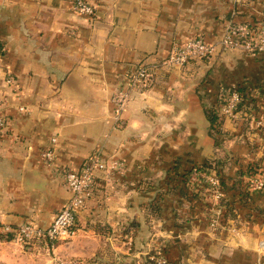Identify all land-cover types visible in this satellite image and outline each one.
Masks as SVG:
<instances>
[{
  "label": "crops",
  "instance_id": "obj_1",
  "mask_svg": "<svg viewBox=\"0 0 264 264\" xmlns=\"http://www.w3.org/2000/svg\"><path fill=\"white\" fill-rule=\"evenodd\" d=\"M84 1L93 15L72 0H0V264H142L151 247L167 264L264 263V190L244 197L240 188L244 143L264 135L220 144L206 116L220 88L264 78V52L217 47L181 70L160 68L132 94L122 127L111 120V95L137 66L196 37L218 46L229 21L264 18V0ZM54 137L56 160L46 165ZM95 153L123 161V172L97 173L68 239L32 248L4 231L26 220L47 227L69 197L61 171ZM211 160L222 161L228 190L218 230L183 177Z\"/></svg>",
  "mask_w": 264,
  "mask_h": 264
},
{
  "label": "built area",
  "instance_id": "obj_2",
  "mask_svg": "<svg viewBox=\"0 0 264 264\" xmlns=\"http://www.w3.org/2000/svg\"><path fill=\"white\" fill-rule=\"evenodd\" d=\"M236 1L247 3L250 0ZM71 8L81 15L91 16L94 14V7L84 0H72ZM217 47L226 49L240 48L249 54L264 50V18L256 21H229L224 28L218 46L216 44H208L201 37H196L188 39L182 44H175L170 54L156 63L137 66L111 95V103L114 110L112 114L113 123L121 122V113L132 99V94L146 90L145 88L154 77L156 69L167 67L181 70L191 64V62L210 58L216 52ZM221 89L218 94V100H222L224 103L221 106V113L227 117H233L234 110L239 103V94L233 89L229 90V92L224 88ZM3 108V101L0 98V129L5 127ZM55 143L56 138H51V148L44 151L41 155L46 165H52L56 160L53 148ZM123 166L124 163L121 161H103L99 154L95 153L90 155L79 169H63L61 175L64 178L69 197L54 215L50 224L42 228L32 221L26 220L15 228L5 226L4 231L11 233L15 241L23 245L33 243L44 245L47 248H54L58 241L66 240L72 235L77 216L85 207L87 200L94 191L97 173L103 172L109 176L112 171L122 172ZM191 176L192 182L196 178L202 177L203 183H206L207 188L213 190L215 200L223 197L218 178L212 172L194 169L191 172ZM263 185L264 183L259 180L249 183L251 189L257 191ZM166 262L163 255H159L155 259L156 264H166ZM59 264H63V262H59Z\"/></svg>",
  "mask_w": 264,
  "mask_h": 264
},
{
  "label": "rangeland",
  "instance_id": "obj_3",
  "mask_svg": "<svg viewBox=\"0 0 264 264\" xmlns=\"http://www.w3.org/2000/svg\"><path fill=\"white\" fill-rule=\"evenodd\" d=\"M224 49H226V48H224ZM261 52H264V50H262L260 52L252 53L251 55H259ZM159 69H156L155 72H158ZM154 79H155V75L152 78L151 82L148 83V86L145 88L146 91L154 83ZM240 82L241 83L244 82V79H242ZM262 83L264 84V81ZM246 86L249 87L248 88L249 98L246 99L245 104L242 105V110H240V111L234 110V113H233L234 116L233 117L232 116L227 117L225 114L223 115L221 113V106H223L224 103L222 100H218L219 92H218V90L216 91L217 95H215L214 98L216 101L218 100L217 101L218 102L217 104L219 106L218 109H219V112L221 113V117H222L220 119L221 120V129L223 130V132L221 134H219V136H217L218 134L215 133V136H217V143L222 144L225 142L226 144H228V141H229L228 139H231L234 136V133H236L237 136H243V135L245 136V134H248V136H250L251 138H255L257 135L259 137L264 135V86H262L260 89L255 88V87H251L250 79H248V83L246 84ZM234 88H237L236 85H232L231 89L234 90ZM224 89L226 90V88H224ZM221 90H223V89H221ZM144 91L145 90H143V92ZM112 117L113 116H111V120H113ZM251 122L253 123V125L249 124ZM228 124L231 125V128L227 127ZM112 127L114 129H119L120 127H122V123L121 122H119L117 124L113 123ZM227 132H229V133H227ZM254 134H257V135H254ZM244 145L246 146L248 156L246 157L247 159H245V161L242 162L243 165L245 166L248 163L253 164V166L259 168V170L262 171L264 169V167H262L263 162L261 163V162H259V160L261 158H264V139L263 140H261V139L256 140V138H255L253 140H248L246 143H244ZM257 153L261 154L262 157L256 158L255 156ZM250 155H254V157L249 158ZM100 158L103 161H107V162L111 161L110 158H103L102 156H100ZM116 161H121V160H116ZM121 162H123V161H121ZM213 162H214L215 169L212 173L218 178V181L220 184V176L217 174V171L218 170L222 171V163H221L222 161L219 160L217 162L216 160H213ZM255 163H257L258 165H256ZM222 174H223V172H222ZM191 177H192L191 173H189L188 177H186V178H187V180L191 181L192 180ZM254 180H257V181L259 180V181H262L264 183V175H261V174H257L256 176L255 175H247L246 177L242 178L244 186L246 185V188L251 190V191H255V190L251 189V186H249V183L254 182ZM260 190H264V185L262 186V188ZM260 190H258V191H260ZM212 191H213L212 189L207 188L206 183H203V179L201 177V178H196V180L193 182V188L191 189V192H193V193H189V195L192 196V195L196 194L195 199H198L197 200L199 202L198 206L204 211V213H202V215L205 216V222L208 224L209 229L218 230L219 228L225 227V220L224 219H225V213H226L227 209L224 207V203L226 202L227 199H225V197H226V195H225L224 198H220V199L215 200L214 194ZM231 196H233V195H231ZM228 211H230V210H228ZM55 246H56V244L54 245V248H55ZM31 247L36 248V247H41V246L33 244ZM156 249L158 250L157 252H160V249H158V248H156ZM151 252H152V247H151V250H149L147 253L149 254ZM160 255H162V253ZM156 258H157V256H156ZM256 264H264V263L259 260V261H257Z\"/></svg>",
  "mask_w": 264,
  "mask_h": 264
},
{
  "label": "trees",
  "instance_id": "obj_4",
  "mask_svg": "<svg viewBox=\"0 0 264 264\" xmlns=\"http://www.w3.org/2000/svg\"><path fill=\"white\" fill-rule=\"evenodd\" d=\"M263 81H264V78L258 79L255 81L250 80L251 87H255V88L260 89L262 86H264V84L262 83ZM247 83H248V78H244V82L234 84L237 87V88H234V90H236L237 93L239 94V103L237 104L235 111L242 110V105L245 104L246 99L249 98V95H248L249 94V91H248L249 87L246 86ZM226 88H227L226 89L227 92H229V90H231L230 87H226ZM215 95H217V92H215ZM217 101H216V103H218ZM218 108H219L218 104L216 105V108H213V107L209 108L206 112V116H207V119L209 120L210 128L213 131V133L221 134L223 132V130L221 129V120H220L222 117L219 114ZM255 164L258 165L257 163H255ZM192 168L193 169H201V170H207V169H213L214 170L215 166H214L213 160H211V161H207V162L202 163V164H195L192 166ZM188 172L189 171H187L186 173L183 174L184 178L189 174ZM242 172L246 175H255V176L257 174L264 175V169L262 171H260L259 168L255 167V166H253V164H249V163L246 164L245 166H243ZM217 174L220 176V189H221L222 194H223L222 198H224L225 192L228 191L227 190V182L225 181V178L223 177V174L220 170L217 171ZM240 188H243V190L241 189L242 190L241 192H244L243 196L244 197L248 196L249 191L246 188V186L240 187ZM224 205H227V204L224 203ZM152 206H151V208L154 211V206L153 207ZM32 245H33V243L26 244L27 247L32 246ZM160 252L152 251L151 253L147 254L145 256L142 264H156L155 259H156V256L158 257V255H160L162 253V252L161 253ZM162 255H163V253H162ZM166 264H167V262H166Z\"/></svg>",
  "mask_w": 264,
  "mask_h": 264
}]
</instances>
